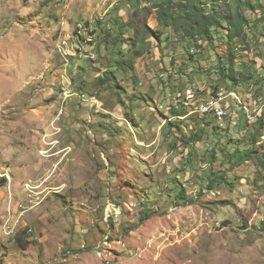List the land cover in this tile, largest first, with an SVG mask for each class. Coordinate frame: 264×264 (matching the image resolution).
I'll return each instance as SVG.
<instances>
[{
    "label": "rangeland",
    "instance_id": "rangeland-1",
    "mask_svg": "<svg viewBox=\"0 0 264 264\" xmlns=\"http://www.w3.org/2000/svg\"><path fill=\"white\" fill-rule=\"evenodd\" d=\"M153 2L0 0V155L31 241L0 245V264H264V113L219 129L165 123L167 89H230L218 72L230 58L253 76L238 89L264 104V37L255 44L246 25L247 46L232 43V56L223 33L186 50L167 30L140 40L143 53L124 68L117 18L156 30ZM244 8L256 20L259 10ZM161 69H174L167 86Z\"/></svg>",
    "mask_w": 264,
    "mask_h": 264
},
{
    "label": "trees",
    "instance_id": "trees-1",
    "mask_svg": "<svg viewBox=\"0 0 264 264\" xmlns=\"http://www.w3.org/2000/svg\"><path fill=\"white\" fill-rule=\"evenodd\" d=\"M232 1L234 3L233 7H231L227 0L226 2L223 0H154L152 8L156 12V18L158 19L160 30L158 29L159 27L156 30H153L148 25V22H144L139 25L136 23V19L135 21L129 19V21L123 22V20L121 21L119 18H117V37L114 38L112 43L114 42V44H119V52L121 57L120 59L124 61H117L116 63L118 65L121 64V66H124L125 68V66H127L128 64V61L130 60V64L133 67L136 63V60L143 53L141 51L137 52V50H139L136 49L139 44L138 42L142 40L143 46L144 42L150 37L159 40L164 34H166L167 30L168 32L169 30L172 31L175 35L179 36L180 43H185L186 50L190 47L202 48V46L199 44L200 40L212 42L216 36L223 33L224 37H226L229 43L231 55L233 56L234 53L240 51V48L236 46L230 47L232 43L239 44L242 49L247 46L246 44L249 40V37L248 33L246 32L245 26L249 25L251 26L250 32H252L253 36L256 39L255 42L252 39V42L256 44V42L259 41L260 37H264V0ZM245 4L247 7L253 10H259V15H257L256 20L251 21V19L246 15L247 10L244 8ZM152 8L150 10H152ZM131 33L133 37L128 36V34ZM125 41H129L132 51H130L131 49L126 50L124 48ZM232 62L233 60L232 58H230L228 62L225 61V63H222L218 66V72L220 73L221 78L225 80L227 88L230 89L238 88L237 83H249L253 79V76L245 75L243 71H237L232 66ZM163 71L166 70L161 69V73ZM179 71L182 72L183 67H179ZM113 76L114 71H110L104 77L100 78V83L106 84L112 79ZM172 78L173 76H170L168 80L161 79V81H163L164 85L167 86V83L171 82ZM244 89L247 88L244 87ZM247 90H249L252 94L250 89ZM182 112H186V110H183L181 108L177 111H174V114L180 115L183 114ZM239 116L244 117V115L240 112ZM211 117L212 115H209V117H200L195 115L192 117V119H190V121L196 123L197 126L198 124H200L201 127H205L207 125L212 126L213 129L223 128L227 119H231L233 121V124H237L238 122L237 119H233L230 115H228L225 118L224 125L219 126ZM244 119L247 123H250L245 117ZM174 123L175 122L168 123V131L172 129ZM200 131H202L201 128H195L192 131L193 133L190 135H193L192 137H190V141H200L202 139V134L200 133ZM213 149L214 148L211 146L209 148V152H211ZM254 154V149H250L246 153H243L242 151V154H237L236 160L239 165H242L244 162L249 160L248 158L250 156H253ZM213 176L214 178H212L211 181H214L216 179H224L221 172ZM4 184V181H0V188L3 187ZM211 186L212 185L210 184L209 188H211ZM253 198L255 199L256 197L253 196ZM147 216H150L148 215V212H146L145 217H142L140 221L144 222L145 218H148ZM23 232L25 231H22L19 235H22ZM19 235L17 238L18 240L16 239L19 245L22 248L29 247L31 241L22 239L19 237Z\"/></svg>",
    "mask_w": 264,
    "mask_h": 264
},
{
    "label": "built area",
    "instance_id": "built-area-1",
    "mask_svg": "<svg viewBox=\"0 0 264 264\" xmlns=\"http://www.w3.org/2000/svg\"><path fill=\"white\" fill-rule=\"evenodd\" d=\"M181 67V66H180ZM179 68V66H178ZM169 72V73H163ZM160 78L166 79L168 75L174 74V69L169 71H163ZM171 75V76H172ZM177 91H170L167 89V103L166 106L159 108L164 111L163 108H166L169 111L167 122H172L173 120H186L188 117L200 116V117H209L212 115L216 121V124L219 126L224 125L225 118L230 115L233 119H237L239 112L244 115V117L249 121L256 120L259 116L264 113V104L261 102H255L251 93H243L238 88L234 89H224L220 88L214 94H209L204 96L203 90L192 84L187 89H176ZM187 110L188 115L179 116L174 114V111L179 109ZM190 121V120H189ZM0 181H4V186L0 188L2 190H7L9 198H14L13 194V183L15 181L14 171L12 165L3 159L0 155ZM6 194V193H5ZM4 194V195H5ZM1 195V194H0ZM19 208L22 209L23 213L28 211L26 205H19ZM6 231L11 234L14 232V228L6 224Z\"/></svg>",
    "mask_w": 264,
    "mask_h": 264
},
{
    "label": "crops",
    "instance_id": "crops-1",
    "mask_svg": "<svg viewBox=\"0 0 264 264\" xmlns=\"http://www.w3.org/2000/svg\"><path fill=\"white\" fill-rule=\"evenodd\" d=\"M15 200L16 199L13 198L11 202V198H9L8 194H5L4 196L0 195V245L1 246H8L5 243L10 241L12 237H16L17 239L18 235L21 233L20 229L23 228L22 222H23V215L25 213H23L22 210L20 213L18 212L19 206L18 207L15 206V202H14ZM7 223L8 226L14 228V232L11 234H9L5 229ZM19 237L24 239L22 235H19ZM17 240H16V244L19 245ZM27 248H22L21 250Z\"/></svg>",
    "mask_w": 264,
    "mask_h": 264
}]
</instances>
